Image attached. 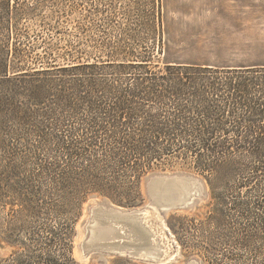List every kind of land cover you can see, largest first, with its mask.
I'll return each mask as SVG.
<instances>
[{
  "label": "trees",
  "instance_id": "obj_1",
  "mask_svg": "<svg viewBox=\"0 0 264 264\" xmlns=\"http://www.w3.org/2000/svg\"><path fill=\"white\" fill-rule=\"evenodd\" d=\"M23 4L0 0L6 197L25 206L57 200L78 207L91 193L122 202L111 194L120 187L132 191L123 198L131 206L143 200L142 178L178 154L188 172L206 180L212 221L234 219L229 233L244 239L252 229L264 231V68L154 62L147 55L28 67L8 34ZM63 112H81L82 122L65 125ZM256 189L261 195L252 199Z\"/></svg>",
  "mask_w": 264,
  "mask_h": 264
},
{
  "label": "rangeland",
  "instance_id": "obj_2",
  "mask_svg": "<svg viewBox=\"0 0 264 264\" xmlns=\"http://www.w3.org/2000/svg\"><path fill=\"white\" fill-rule=\"evenodd\" d=\"M19 13L21 20L8 34L28 67L147 55L154 62L264 68V0H24ZM63 114L65 125L82 122L81 112ZM180 171L188 172L178 154L164 158L142 178L143 200L131 206L123 198L132 191L120 187L111 194L122 202L91 193L78 207L57 200L20 205L0 189V264H253L264 259V231L252 229L244 239L241 233H229L234 219L209 218L210 196L202 176L196 175L205 182L206 196L192 209L160 214L148 207L145 178L152 172ZM257 190L248 196L253 199ZM91 197L123 210L142 209V222L155 238L152 258L138 260L125 253L101 257L91 251L80 260L77 247L90 219ZM74 212L79 216L73 221ZM242 242L250 248L238 247Z\"/></svg>",
  "mask_w": 264,
  "mask_h": 264
},
{
  "label": "water",
  "instance_id": "obj_3",
  "mask_svg": "<svg viewBox=\"0 0 264 264\" xmlns=\"http://www.w3.org/2000/svg\"><path fill=\"white\" fill-rule=\"evenodd\" d=\"M145 186L148 207L160 214L172 209H192L206 196L203 179L188 172H152L145 178ZM88 208L90 219L83 227L84 238L77 247L80 260L85 261L91 251L101 257L125 253L138 260L152 258L155 238L142 222V209L123 210L111 206L106 199L95 201L94 197L89 199Z\"/></svg>",
  "mask_w": 264,
  "mask_h": 264
}]
</instances>
